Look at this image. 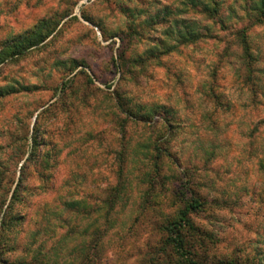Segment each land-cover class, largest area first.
<instances>
[{
    "label": "rangeland",
    "instance_id": "374dc122",
    "mask_svg": "<svg viewBox=\"0 0 264 264\" xmlns=\"http://www.w3.org/2000/svg\"><path fill=\"white\" fill-rule=\"evenodd\" d=\"M185 1L0 0V50L50 34L0 63V264H149L195 196L204 264H264V22ZM185 25L211 36L178 44Z\"/></svg>",
    "mask_w": 264,
    "mask_h": 264
},
{
    "label": "trees",
    "instance_id": "16d2710c",
    "mask_svg": "<svg viewBox=\"0 0 264 264\" xmlns=\"http://www.w3.org/2000/svg\"><path fill=\"white\" fill-rule=\"evenodd\" d=\"M224 4L226 5V0H188L185 1L184 5L186 8L193 9L194 12L203 16L204 18L209 19L212 23H221V28L225 29L230 26V17L225 18L223 14ZM248 10H245V15L250 16V19H253L251 13L254 14V22L262 23L264 22V0H254L253 3L247 1ZM233 9V7H232ZM231 9V11H232ZM236 16V13L233 12ZM178 21H175V26ZM253 23V24H255ZM47 23L43 22L39 26H36L32 31L28 33L18 35L12 41H7L3 44L2 49L0 50V63L4 62L7 59L14 58L16 56H21L27 53L34 46H37L45 41V39L50 35L47 32ZM178 27V26H177ZM249 27H242L236 31L237 39L239 40L241 46L244 49V54L247 57H252L251 46L248 40V31ZM211 28L207 29L206 32H202L199 28L193 25H185L184 29L180 27L173 29V32L176 33V40L178 44H188L195 43L202 38L211 36ZM177 44L172 47H168L167 51H173L177 49ZM157 54L153 51V57ZM80 65L77 64L75 68L77 69ZM14 87H4L0 88V94H10L15 92ZM19 186L18 184L16 189L13 192V199H16L18 194ZM114 195H116L120 189L115 187ZM113 195V196H114ZM79 200L68 201L67 205L71 208H78ZM203 206V201L199 197H192L191 200L182 207L178 215L172 219H167L163 222L164 235H165V245L167 246L168 252H165L160 257L153 258L149 264H157L156 261L163 262L162 264H204L205 259L199 258V247L209 248L211 243H214V237L204 239L203 234H201V229L198 227L193 218L192 213L199 211ZM12 209V205H10ZM10 211V210H9ZM20 220L16 214H11L10 220H3V228L8 226H14ZM7 222V223H6ZM8 224V225H7ZM210 235L211 234H207ZM6 241L4 236L0 234V257L3 252L2 248H5ZM162 256L163 259L162 260Z\"/></svg>",
    "mask_w": 264,
    "mask_h": 264
}]
</instances>
